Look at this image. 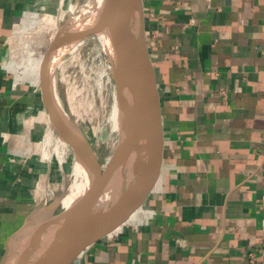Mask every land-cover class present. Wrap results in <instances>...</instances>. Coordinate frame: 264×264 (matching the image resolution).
<instances>
[{"label": "crops", "instance_id": "1", "mask_svg": "<svg viewBox=\"0 0 264 264\" xmlns=\"http://www.w3.org/2000/svg\"><path fill=\"white\" fill-rule=\"evenodd\" d=\"M67 1L0 0V264L67 173L40 80L41 23ZM140 7L166 133L160 174L69 264H264V0Z\"/></svg>", "mask_w": 264, "mask_h": 264}, {"label": "rangeland", "instance_id": "2", "mask_svg": "<svg viewBox=\"0 0 264 264\" xmlns=\"http://www.w3.org/2000/svg\"><path fill=\"white\" fill-rule=\"evenodd\" d=\"M94 1L95 0H68L62 12L59 13V15L54 14L51 17L49 24L45 25L42 23L41 29L45 34V42L42 46V51L48 49L61 32L65 31L66 33L76 18L85 16V9L92 7ZM88 29L89 31H87L81 39L69 45L59 57L57 61L58 65L56 64L53 69V93L52 96H50L52 108L55 113L57 111L60 115H65L73 128L85 139L98 165L96 171L97 175L98 172L103 174L106 171H111L110 168H112L113 173L116 172L117 167L119 168V166L123 165L122 163L126 160L129 161L127 167L131 171L136 172L142 164L143 157L142 150L136 152L133 143L145 138L148 143V135L145 133L136 134L137 128H135L128 140L123 138L124 135L120 127L124 124L122 112L124 110L123 108H126V105L124 106V99L117 90L116 81L119 84V80L117 76L116 78L113 76L108 65L109 63L101 51L95 35L90 28ZM125 32L126 36L131 35L129 29H126ZM67 35H70V33ZM44 55H47V50L44 52ZM115 104L119 107L114 106ZM114 107H117L119 114H121L118 117V122H120L121 125H118V122L116 123L117 125H115V121L112 117ZM66 145L68 146L66 151L67 173L61 185L62 187L58 192V197L53 200L52 204L55 206L47 213H36L26 227V231L36 230L61 214H64L66 211H69L70 218L63 226V228H65L69 225L71 220L73 221L76 215L75 213L79 211L80 206L78 204L89 191L82 194V190L84 186H86V183L83 178L74 171L76 151L74 148H70L71 144L69 142H66ZM138 162L141 164L139 165ZM131 183L133 186L131 187L130 193L137 185V178L135 180L126 181L123 188L131 186ZM96 200L88 210L83 225L89 215L96 216V224L100 223L103 225L109 220L113 212L119 208V205L122 204L121 199H119V201L115 200L116 202L112 205V209L109 210L108 208H104L102 204H97L98 202ZM79 228L80 225L75 228L70 224L67 231L65 229L64 234L67 236L74 233L76 234ZM20 236L21 235L16 237L12 243L19 240ZM12 243L8 253L13 247ZM24 248H27L26 244ZM3 264H5V259ZM16 264H21V260L17 261Z\"/></svg>", "mask_w": 264, "mask_h": 264}, {"label": "bare ground", "instance_id": "3", "mask_svg": "<svg viewBox=\"0 0 264 264\" xmlns=\"http://www.w3.org/2000/svg\"><path fill=\"white\" fill-rule=\"evenodd\" d=\"M99 1L100 0H95L92 7L85 9L84 14L85 16H88H83L75 19L73 24H71L72 26L69 27L70 29L66 31V33H70V35H67L65 31L62 30L63 32L58 35L57 39L54 40L53 44L51 45V49H49L48 55L44 57V62L42 65V74L45 80V89L47 90L49 96H52L53 93V69L56 64L58 65L57 61L59 57L69 47L71 43L73 44L74 41L76 42L77 40L81 39V37H83L84 34L89 31L88 28L92 30V28H99V26L101 25ZM118 8L121 13V19L123 20L121 25L117 26V29H114L113 27H109V29L106 28V30L109 31L110 39L115 49L121 51L134 64H136L137 66L139 65V71H141V69H145L154 77L153 67L148 58L146 46L144 44L142 35V13L140 7V0H121ZM126 29H129L131 31V35L126 36ZM107 31L103 30L100 32V34L103 35L105 38H108L109 35ZM116 76L119 80V84L116 81L117 90L120 96H122V98L124 99V106L126 105V108L124 107L123 109L125 111L123 110L122 112V120H124L125 125H121L120 122H118V117L121 115L117 110V107L119 106H117L116 104L114 105L117 106L114 107L112 115L115 121V125H117V122L118 125H121L120 128L122 134L124 135L123 138L126 140L129 139L131 134L134 132L133 129L135 128H137L136 134L145 133L149 136V119L145 104L142 103V100H140L139 96L132 90L131 85H129V83L126 81V77L121 74L118 68L116 69ZM58 114L59 113H57V115ZM58 118L62 129H64L65 131L63 137L64 139L62 137L60 139L62 146L66 145V142H68L67 140H69L71 141V143H73V146L76 149L75 168H73L76 174L80 175L86 183V186H84L82 190V194H85L91 187L96 185L98 181V175L96 173L98 165L95 161V157L91 148L89 147L85 139L69 123L67 117L65 115L62 116L59 114ZM48 129H50V127ZM65 137L67 138V140ZM147 145L148 143L146 138L137 140L133 143L134 150L136 152L138 150H142L141 152L143 157L142 164L140 163V165L138 162L140 167L136 172L131 171L127 167L129 165L128 160L124 161L123 163L121 162L123 165L119 166V168L117 167V171L114 173L112 171V168H110L111 171H103V182L100 186L98 199L96 200L98 202L97 204H102L104 208H108L110 210L112 209V205L117 200L119 201V199H121L123 203V201L130 194L131 187L133 186L134 181L132 182L133 184L131 183V186L123 188L126 181L135 180L136 178L138 180L142 176V181L144 182V167L146 160ZM60 150L61 149H59V151ZM115 211L110 216L109 220L114 217ZM69 218V211H66L64 214H61L57 218L53 219L52 221H49L47 224L41 226L40 228H37L36 230H23V232H21L20 234L21 236L19 237V240L12 243L13 247L5 258V264H16L17 261L20 260L21 264H42L46 256L50 254H55L59 249H61L65 244H67L71 238L75 236V233L71 234L70 236L64 234L65 228H63V226L66 224ZM96 219V216L89 215L87 220L84 222L81 231H85L88 228L90 229L91 227H93L96 224ZM25 244L27 245L26 249L24 248Z\"/></svg>", "mask_w": 264, "mask_h": 264}, {"label": "water", "instance_id": "4", "mask_svg": "<svg viewBox=\"0 0 264 264\" xmlns=\"http://www.w3.org/2000/svg\"><path fill=\"white\" fill-rule=\"evenodd\" d=\"M120 1L121 0L99 1L101 25L99 28H92V33L95 35L100 49L109 63L108 65L113 76L116 78V69L118 68L121 74L126 77V81L131 85L132 90L139 96L142 103L146 106L149 119V136L144 167V182L142 187H140V184L137 181L136 187L123 203L119 205V208L115 211L114 217L111 220H108L103 225L97 223L90 229L81 231L88 210L99 196L103 177L102 174L98 172V181L96 185L91 187L84 199L80 201L78 204L80 206L78 213H75L76 215L73 218V221L71 220V222H69V225L71 224L73 227L80 225L79 231L55 254L46 256L42 264H69L84 249L112 234L143 205L153 190L160 174L164 150L166 147V133L161 100L156 82L152 74L145 69L139 71V65L137 66L121 51L115 49L110 39L109 31L106 30V28L109 29V27L117 29V26L122 23L121 13L118 8ZM103 30L108 32V38H105L100 34ZM45 56L46 55L43 56L40 66V80L44 98L46 99L45 85L43 82L44 77L42 74V65ZM46 102V107L56 129L64 137L65 131L62 129L52 105L47 99ZM67 141L76 151L73 143L69 140ZM69 225L65 227L66 231Z\"/></svg>", "mask_w": 264, "mask_h": 264}, {"label": "built area", "instance_id": "5", "mask_svg": "<svg viewBox=\"0 0 264 264\" xmlns=\"http://www.w3.org/2000/svg\"><path fill=\"white\" fill-rule=\"evenodd\" d=\"M50 16H53V15H50ZM50 20H51V17H48L46 20H44V21H42V23L43 24H45V25H47V24H49V22H50ZM41 23V24H42ZM41 27H42V25H41ZM54 42V41H53ZM51 47V46H50ZM48 48V49H46L47 50V55H48V52H49V49H51V48ZM30 48V47H29ZM35 50V49H34ZM45 50V51H46ZM44 51V52H45ZM44 52L43 53H40L41 55H42V59H43V56H44ZM31 53H32V51H31ZM34 53V52H33ZM39 52H37V54H38ZM220 93L222 94V95H224L225 94V92L224 91H220ZM249 257H250V260L251 261H253L254 260V256H253V254L252 253H249Z\"/></svg>", "mask_w": 264, "mask_h": 264}]
</instances>
